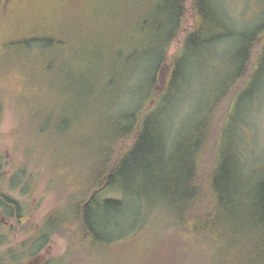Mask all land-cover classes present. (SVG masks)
I'll return each instance as SVG.
<instances>
[{"label":"rangeland","instance_id":"rangeland-1","mask_svg":"<svg viewBox=\"0 0 264 264\" xmlns=\"http://www.w3.org/2000/svg\"><path fill=\"white\" fill-rule=\"evenodd\" d=\"M42 1L0 0V193L23 204L20 224L9 215L7 233L0 223V254L8 260L14 249L22 264H221L218 253L203 252L199 235L186 237L178 227L180 214L153 188L155 177L134 183L133 191L109 189L125 202L105 210L99 235L73 248L71 235L52 230L47 216L67 202L56 177L73 184L77 166L90 162L76 155L78 147L92 149L94 134L130 123L133 113L161 111L173 139L186 132L176 152L186 155L217 111H235L234 142L244 147L247 169L263 170L264 61L255 79L239 81L237 74L264 39V0H211L220 14L206 37L224 36L203 45L186 41L185 27L194 22L187 0L184 30L168 49L177 26L169 0H46L57 41L36 42L26 53L16 41L48 22L42 11L28 14ZM161 52L183 59L181 79L166 97L150 83ZM36 56L52 62L49 78L30 73L26 61ZM81 135L85 143H78Z\"/></svg>","mask_w":264,"mask_h":264},{"label":"trees","instance_id":"trees-1","mask_svg":"<svg viewBox=\"0 0 264 264\" xmlns=\"http://www.w3.org/2000/svg\"><path fill=\"white\" fill-rule=\"evenodd\" d=\"M186 1L169 0V11L173 17L177 16V26L167 40V49L181 29L184 30ZM43 2L47 1L43 0L40 3L42 7L38 6L34 13L28 14L42 11L48 22L43 25L36 23L26 30L27 36L16 41L25 47L26 53L36 42L38 45H51L57 41L51 24L53 8ZM201 6L193 0L190 11L194 22L191 29L185 28L188 30L186 41L203 42V45L209 39L224 34L206 37L216 27L217 17L214 19L213 15L219 12L211 0H204V7ZM160 42H163L162 38ZM255 45L260 49L254 48L244 66L238 69L239 81L255 79L263 71L260 64L264 55L259 52L264 49L263 37H259ZM27 63L32 75L38 73L49 78L54 71L50 60L41 62L38 56L27 60ZM182 72L180 54L171 57L169 52L162 53L152 73L151 86L160 88L161 94L166 97L177 86ZM236 86L238 89L240 83L236 82ZM23 102L31 111L34 110L32 101L29 100L30 105L26 100ZM224 110L217 111L206 127L198 131L191 152L186 155L176 153L186 132H180L173 139L169 126L160 117L161 111L141 112L138 116L133 113L130 123L119 121L102 134H94L92 149L85 150L84 144L78 147L82 149H78L76 155L88 158L90 162L85 169L77 166L79 176L76 181L72 184L67 175L56 177L62 192L67 194V202L63 208L48 214L49 226L52 230L67 231L73 239L72 248L78 239L89 241L91 236L100 234L105 210L125 202L124 198L107 195L109 189L122 185L123 190L133 191L131 186L134 183L146 177H155L157 183L153 188L158 193L163 192L165 204L178 210V227L188 236L183 235L189 238L199 235L207 257L212 249L219 254L221 264H264V169L257 170L255 165L247 169L249 165L245 162L244 147H239V141L234 142L233 136L238 127V113ZM61 122L65 124L66 120ZM86 140L81 135L78 143H85ZM171 141L175 143L172 148L169 145ZM128 142L130 145L123 147ZM3 195L2 206H12L20 224L23 204ZM10 253L8 260L0 254V264H22L14 249Z\"/></svg>","mask_w":264,"mask_h":264},{"label":"flooded vegetation","instance_id":"flooded-vegetation-1","mask_svg":"<svg viewBox=\"0 0 264 264\" xmlns=\"http://www.w3.org/2000/svg\"><path fill=\"white\" fill-rule=\"evenodd\" d=\"M5 200L4 195L0 194V223L1 226H3V228L8 231L7 233L10 232V228L13 225L12 222V217H10L9 215H14L13 214V208L12 206H8V207H3L2 206V201ZM5 211H7L5 213Z\"/></svg>","mask_w":264,"mask_h":264},{"label":"bare ground","instance_id":"bare-ground-1","mask_svg":"<svg viewBox=\"0 0 264 264\" xmlns=\"http://www.w3.org/2000/svg\"><path fill=\"white\" fill-rule=\"evenodd\" d=\"M211 39H209L208 41H210ZM205 44V43H204Z\"/></svg>","mask_w":264,"mask_h":264}]
</instances>
